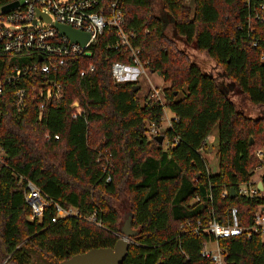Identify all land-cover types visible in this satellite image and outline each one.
Here are the masks:
<instances>
[{"label":"trees","instance_id":"trees-1","mask_svg":"<svg viewBox=\"0 0 264 264\" xmlns=\"http://www.w3.org/2000/svg\"><path fill=\"white\" fill-rule=\"evenodd\" d=\"M116 1L142 61L167 84L166 102L147 96L142 103L138 81L113 80L112 63H132L129 51L109 47L116 38L113 30L105 31L90 55L67 60L58 73L64 97L49 102L42 119L40 75L26 76L19 85L27 89L21 114L13 107L12 88L5 86L0 98V264H29L32 251L57 264L92 249L113 248L122 237L115 201L123 194L138 231L123 264H210L201 250L215 239L187 232L182 224L205 220L210 208L226 224L228 209L237 207L242 225L248 226L264 207V192L253 198L222 197L225 190L237 192L251 181L258 164L252 141L264 151V112L259 118L246 116L231 99L235 91L264 107V0H191L193 10L186 0H158L159 11L157 0H106L105 6ZM167 22L177 40L205 54L231 83L224 85L191 60L167 34ZM27 61L0 59L1 78ZM90 63L95 71L82 78L81 70ZM76 101L84 113L74 119ZM166 107L174 117L159 132ZM153 128L157 133H150ZM216 128L219 171L214 173L202 151ZM175 138L179 144L165 149L164 143ZM102 152L111 154V182L98 162ZM27 181L81 216L53 222L57 210L51 207L31 220ZM195 197L199 201L192 202ZM219 243L227 264H264L261 236Z\"/></svg>","mask_w":264,"mask_h":264},{"label":"built area","instance_id":"built-area-1","mask_svg":"<svg viewBox=\"0 0 264 264\" xmlns=\"http://www.w3.org/2000/svg\"><path fill=\"white\" fill-rule=\"evenodd\" d=\"M106 0H0V59L2 58H26L29 61L23 62L22 66L11 69L6 79L0 76V98L4 97L5 86L12 88L14 92V109L21 114L27 107V89L19 87L22 79L31 74L40 75L42 87L40 95L43 98L39 110L42 119L46 105L54 100H61L64 97V85L59 81L58 73L67 66L69 58L88 56L91 48L107 30L115 32V41L109 47L116 51L123 49L129 51L132 63L116 61L111 65V73L116 83L125 81H138L144 74L150 72L141 59L140 49L132 43L133 35L124 30V17L118 8V1L105 6ZM14 3L17 6L4 10L5 7ZM50 17L53 23L70 26L80 32L89 34L90 39L83 46L73 43L68 37L60 35L52 24L46 22L40 15ZM95 65L90 63L81 70L80 76L86 77L95 71ZM165 104L164 89L154 88L148 96ZM75 109L72 117L74 119L83 116L84 110L78 101L74 102ZM152 133H157L155 128ZM56 139L59 137L56 136ZM214 141V140H213ZM179 144V138L168 147H175ZM98 162L102 163L104 172L107 174V182L112 181L110 175L111 154L102 152ZM258 164L252 170V174L264 171V151L256 152ZM264 177V176H263ZM259 181L251 179L250 182L241 184L238 195L244 197H256L261 192L258 188ZM231 192L225 190L223 198L229 197ZM210 201L212 195H208ZM25 199L32 210L31 220L41 219L48 208L55 207L57 215L52 219L57 222L60 218L69 216H81L76 209H64L52 201L34 182L27 181L25 188ZM199 201L195 197L192 202ZM94 221V216L87 218ZM101 226L100 223H98ZM185 231L196 236L210 235L215 241L204 243L201 256L210 264H227L223 249L220 246V239L246 236L252 238L255 235L264 237V207H260L251 218V224L244 226L241 223L240 211L237 207H230L226 215V224L220 223L215 216L213 208L209 209L208 217L205 220L187 221L181 226ZM213 244L215 247L210 248Z\"/></svg>","mask_w":264,"mask_h":264},{"label":"rangeland","instance_id":"rangeland-1","mask_svg":"<svg viewBox=\"0 0 264 264\" xmlns=\"http://www.w3.org/2000/svg\"><path fill=\"white\" fill-rule=\"evenodd\" d=\"M185 4L190 7L192 10L194 8L193 3L191 0H186ZM155 9L156 11L160 10L159 1L157 0L155 2ZM1 12V9H0ZM159 13V12H158ZM167 34L173 39L176 40V45L182 50L185 51L189 56L190 59L196 62L203 71L205 72H212L215 76L219 77L220 82H222L224 85H229L231 83V80L223 79L220 76L222 75L219 69H214L215 64L209 59L205 54L197 51L193 45L189 44H183L181 41L177 40L173 36V30L171 24L167 22ZM147 75H150L151 78H147ZM138 82L141 85V90L139 93V97L144 103V98L149 96L154 88L159 89H165L167 87V84L164 82L163 78L159 76L157 73H151L148 72L147 74H144L140 77V80ZM185 94L182 93L180 97H182ZM231 99L235 102L237 109L244 113L246 116L252 117V118H259L263 115L264 107H258L254 106L249 100L244 98L242 95L238 94L237 92L231 93ZM165 120L162 124L161 129H159V132L165 131L169 124H171V117H173V114L171 113L170 109L167 107L165 108ZM152 133V131L150 132ZM213 133L217 134V128L214 130ZM214 140V141H213ZM167 143H164V148L166 149ZM252 152L259 151L258 144L255 143L253 140L252 142ZM217 151H218V142H217V135H210L207 139L206 146L203 148L202 154L203 157L206 159L208 168L211 172L217 173L219 171V159L217 157ZM264 176V171L261 170L259 172L252 174V179L254 181H259ZM115 206L117 207L120 216H121V227L124 224V222L130 217L131 214V206L129 197L127 194H123L119 196V199L115 201ZM264 242V237L262 238ZM210 248H214L215 246L213 244L209 245ZM30 261L29 264H55L51 260L44 259L40 256L38 252H30Z\"/></svg>","mask_w":264,"mask_h":264},{"label":"water","instance_id":"water-1","mask_svg":"<svg viewBox=\"0 0 264 264\" xmlns=\"http://www.w3.org/2000/svg\"><path fill=\"white\" fill-rule=\"evenodd\" d=\"M18 3H14L10 6L4 8V10L9 9L10 7L17 6ZM39 15L48 23L57 29L60 35L68 37L73 43H79L85 45L90 39L89 34L80 32L70 26L61 25L58 23H53L49 16L40 14ZM160 75V73H158ZM140 85L135 86V90L140 89ZM233 89V87H231ZM2 119V113L0 112V120ZM164 137L159 136V142L163 143ZM253 142V141H252ZM258 188L261 192H264V181L259 182ZM231 197L235 198L237 192L235 189H231ZM121 233L122 237L117 241L113 248H97L92 249L86 253L78 254L71 257L68 260L57 264H123L126 260L129 249L131 246L130 239L135 237L138 234V231L133 229L132 214L122 225Z\"/></svg>","mask_w":264,"mask_h":264},{"label":"crops","instance_id":"crops-1","mask_svg":"<svg viewBox=\"0 0 264 264\" xmlns=\"http://www.w3.org/2000/svg\"><path fill=\"white\" fill-rule=\"evenodd\" d=\"M151 73H152V72H151ZM154 74H156V73H154ZM157 74H158V73H157ZM158 75H159V74H158ZM159 76H160V75H159ZM147 78H148V79L151 78L150 75H147ZM172 114H173V113H172ZM173 117H174V114H173ZM173 117H171V120H172ZM169 126H170V124H169ZM212 135H217V134H216V133H212Z\"/></svg>","mask_w":264,"mask_h":264}]
</instances>
